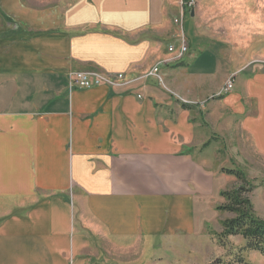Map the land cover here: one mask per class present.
I'll return each mask as SVG.
<instances>
[{
    "label": "crops",
    "instance_id": "1",
    "mask_svg": "<svg viewBox=\"0 0 264 264\" xmlns=\"http://www.w3.org/2000/svg\"><path fill=\"white\" fill-rule=\"evenodd\" d=\"M180 4L0 0V264L224 257L222 225L204 217L205 200L223 189L214 143L246 140L264 156V58L217 97L225 63L194 53V17L183 21L186 57L167 52ZM154 65L166 91L142 77ZM94 71L125 79L69 89L70 73ZM246 256L241 264H264L258 252Z\"/></svg>",
    "mask_w": 264,
    "mask_h": 264
},
{
    "label": "rangeland",
    "instance_id": "2",
    "mask_svg": "<svg viewBox=\"0 0 264 264\" xmlns=\"http://www.w3.org/2000/svg\"><path fill=\"white\" fill-rule=\"evenodd\" d=\"M193 2L191 11L185 14V20L188 21L187 16L191 12L194 13V18L190 20L194 28L190 32L191 41L196 48L194 53L207 51L210 58L221 59L225 63V82L230 76H235L239 70L247 65L250 66V63L264 58V0H193ZM183 24L182 22L181 25H175L182 29L189 49V39ZM185 27L189 30V25ZM177 34L175 31L170 42L175 47L178 41ZM222 69L224 68L219 65L217 73L210 74L211 81H214L218 74L220 75ZM159 86H165L164 80ZM173 96L178 105L193 104L181 96L176 94ZM217 97L221 96L217 94ZM205 105L206 102H201L199 106ZM244 142L239 145L236 141L231 143L217 140L214 143V148H217L215 165L221 169L219 173L224 177L217 179L215 187L221 188L223 185V192L243 186L244 195L251 201L255 214L264 220V156L253 154L248 141L244 140ZM229 170H239L244 175L245 181L240 182L234 175L226 173ZM224 203L218 193L205 200L204 217L211 222L210 227L213 230L219 229L221 220L234 217L231 213L217 209ZM226 243L228 248L224 249L225 255L221 258L223 264H238L239 258L241 260L247 258L246 252H241V247L246 243L241 237L231 236Z\"/></svg>",
    "mask_w": 264,
    "mask_h": 264
},
{
    "label": "trees",
    "instance_id": "3",
    "mask_svg": "<svg viewBox=\"0 0 264 264\" xmlns=\"http://www.w3.org/2000/svg\"><path fill=\"white\" fill-rule=\"evenodd\" d=\"M229 175H234L240 182L245 181L244 175L239 170L226 171ZM245 188L239 186L235 189L226 190L220 193L225 203L218 206L219 211L231 213L233 218L222 221V232L217 234L218 244L223 248H228L226 240L231 236H239L246 241L241 247V252H258L264 257V220L257 217L248 197L244 195ZM221 258H217L208 264H223ZM238 264L243 263L239 258Z\"/></svg>",
    "mask_w": 264,
    "mask_h": 264
},
{
    "label": "built area",
    "instance_id": "4",
    "mask_svg": "<svg viewBox=\"0 0 264 264\" xmlns=\"http://www.w3.org/2000/svg\"><path fill=\"white\" fill-rule=\"evenodd\" d=\"M194 5L193 0H181L180 4V15L174 19V24L181 25L184 20L185 14H188ZM177 46L173 44L168 45L167 52L171 55V61L178 62L184 58L188 53V44L185 40L184 33L179 28V34L176 36ZM159 65H154L151 70L143 74L142 77L146 78L152 76L158 84H162V76L160 74ZM141 77V78H142ZM124 73H108L102 71L94 72H74L69 75V89L87 90L100 86H113L118 82L124 81ZM140 79V78H138ZM234 84V76H230L225 84L219 91V96H224L231 92ZM137 98H141L140 95Z\"/></svg>",
    "mask_w": 264,
    "mask_h": 264
},
{
    "label": "water",
    "instance_id": "5",
    "mask_svg": "<svg viewBox=\"0 0 264 264\" xmlns=\"http://www.w3.org/2000/svg\"><path fill=\"white\" fill-rule=\"evenodd\" d=\"M193 15H194V13H193V12H191L190 16H191V17H193Z\"/></svg>",
    "mask_w": 264,
    "mask_h": 264
}]
</instances>
